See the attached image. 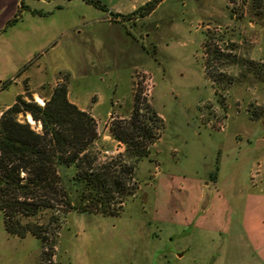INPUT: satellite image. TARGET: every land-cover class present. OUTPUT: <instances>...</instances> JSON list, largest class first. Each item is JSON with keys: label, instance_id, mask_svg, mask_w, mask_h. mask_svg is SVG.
Segmentation results:
<instances>
[{"label": "rangeland", "instance_id": "rangeland-1", "mask_svg": "<svg viewBox=\"0 0 264 264\" xmlns=\"http://www.w3.org/2000/svg\"><path fill=\"white\" fill-rule=\"evenodd\" d=\"M96 15L53 8L0 37V111L18 92L43 105L65 82L69 101L95 120L101 159L124 151L109 129L129 119L136 98L164 127L119 216L70 212L43 249L31 235H8L0 214V264H255L264 240V2L161 0L148 18L120 19L107 52L83 41L104 29L82 26ZM214 49L229 56L216 60Z\"/></svg>", "mask_w": 264, "mask_h": 264}, {"label": "trees", "instance_id": "trees-1", "mask_svg": "<svg viewBox=\"0 0 264 264\" xmlns=\"http://www.w3.org/2000/svg\"><path fill=\"white\" fill-rule=\"evenodd\" d=\"M83 1L105 10L99 0ZM160 1L151 0L125 18H142ZM254 1L258 7L264 2ZM14 22L16 19L9 24ZM211 54L216 60L229 56L217 49ZM230 60L234 62L233 56ZM19 114H29L41 125L40 132L27 121L19 122ZM163 127V120L150 106L136 98L129 119L116 121L109 129L124 151L101 159L95 148L99 139L95 120L69 101L65 82L52 88L43 105L25 92L17 94L0 115V214L4 230L20 239L31 235L44 249L51 243L49 235L55 243V229H60L70 212L119 216L127 198L135 193V167L148 157V145Z\"/></svg>", "mask_w": 264, "mask_h": 264}, {"label": "crops", "instance_id": "crops-1", "mask_svg": "<svg viewBox=\"0 0 264 264\" xmlns=\"http://www.w3.org/2000/svg\"><path fill=\"white\" fill-rule=\"evenodd\" d=\"M104 6L105 10L95 8L94 6L85 3L83 0H0V37L9 40L10 31L15 29L19 22H22L24 15L30 14L32 16H43L44 13L50 12L53 8H64L70 6L85 5V7H93L98 15L94 18H86L82 16V26L102 24L104 29L97 32H86L84 35V40L90 46H96L102 48L104 52L108 49H115L113 42L117 36V32L114 27L122 25L120 19H126L125 16L133 13L145 3L151 0H99ZM22 6V8H21ZM158 6V5H157ZM156 6V7H157ZM20 9V12H19ZM33 11H38L41 15L33 13ZM155 9L148 15L139 18L138 16H133L130 21H136L139 19L148 18L154 13ZM13 19L16 22L9 24ZM104 23V24H103ZM80 34V31H76ZM80 37V36H78ZM82 41V42H83ZM84 44V43H83ZM114 45V46H113ZM24 72V71H23ZM23 72L21 74H23ZM20 74V75H21ZM12 82L13 78H12ZM19 94L16 93V95ZM15 95V96H16ZM9 106L4 105L0 115ZM264 212V209L261 210ZM259 249L257 250L258 258L255 264H264V240L258 241ZM257 246V247H258Z\"/></svg>", "mask_w": 264, "mask_h": 264}, {"label": "bare ground", "instance_id": "bare-ground-1", "mask_svg": "<svg viewBox=\"0 0 264 264\" xmlns=\"http://www.w3.org/2000/svg\"><path fill=\"white\" fill-rule=\"evenodd\" d=\"M37 100H38L39 102H41V100H40L39 98H38ZM26 116H27L28 121H29V122H32V121H31V116H30L29 114H27Z\"/></svg>", "mask_w": 264, "mask_h": 264}, {"label": "water", "instance_id": "water-1", "mask_svg": "<svg viewBox=\"0 0 264 264\" xmlns=\"http://www.w3.org/2000/svg\"><path fill=\"white\" fill-rule=\"evenodd\" d=\"M31 121L34 122V121L32 120V118H31ZM27 122H28V121H27ZM28 123H29V122H28ZM262 125L264 126V120L262 121Z\"/></svg>", "mask_w": 264, "mask_h": 264}]
</instances>
